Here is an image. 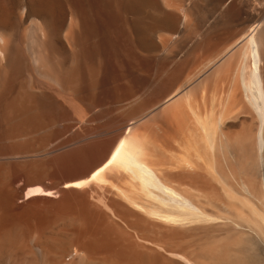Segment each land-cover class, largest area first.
<instances>
[{
	"label": "bare ground",
	"instance_id": "6f19581e",
	"mask_svg": "<svg viewBox=\"0 0 264 264\" xmlns=\"http://www.w3.org/2000/svg\"><path fill=\"white\" fill-rule=\"evenodd\" d=\"M263 225L264 0H0V264H264Z\"/></svg>",
	"mask_w": 264,
	"mask_h": 264
},
{
	"label": "rangeland",
	"instance_id": "374dc122",
	"mask_svg": "<svg viewBox=\"0 0 264 264\" xmlns=\"http://www.w3.org/2000/svg\"><path fill=\"white\" fill-rule=\"evenodd\" d=\"M263 227H264V225L261 226L260 228H258L259 230H260V229H261V230H260V231H259V230L257 231V234H258V235L256 234V235H255L256 237L252 236L255 240H254L253 238L250 237L251 235L248 236V237L251 238V240H250V238H249V239H248V238H246V239L244 238L245 240L243 239L245 242H246V240L248 239V241H247L246 243L243 242V244H245V245H243V248H244V249H246V248L248 247V243H249V241H250V243H251V242H252V239H253V242L255 241V242H254L255 244L257 243V244L259 245V248H260V249H261V248L263 249V247H264V228H263ZM262 228H263V230H262ZM253 242H252L251 244H253ZM251 244H249V245H251ZM257 244H256V245H257ZM258 245H257V246H258ZM244 246H245V247H244ZM261 246H262V247H261ZM243 252H244V251H243ZM243 254H245V253H243ZM241 256H242V255H241ZM245 256H246V257H245ZM245 256H244V257H245L244 260L247 258V255H245Z\"/></svg>",
	"mask_w": 264,
	"mask_h": 264
}]
</instances>
